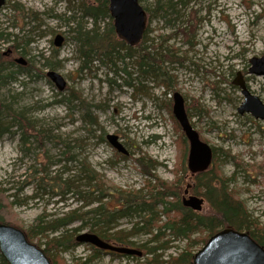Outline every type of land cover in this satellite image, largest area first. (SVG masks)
Instances as JSON below:
<instances>
[{"label": "rangeland", "instance_id": "374dc122", "mask_svg": "<svg viewBox=\"0 0 264 264\" xmlns=\"http://www.w3.org/2000/svg\"><path fill=\"white\" fill-rule=\"evenodd\" d=\"M168 1L174 8L163 18L162 14L157 16L154 12L157 0H141L152 13L148 21L149 38L156 45L163 44L162 54L166 58L176 54L182 59L170 63L165 58L166 71L173 75L174 93H180L187 104L200 106L202 114L192 112L195 129L218 151L222 172L234 179L231 187L237 189L253 218L264 226V121L251 114H239L244 97L240 88L233 84L241 73L248 89L264 104V77L248 73L250 60L264 56V0H190L186 6L180 4L181 0H162V4ZM14 3L38 18L31 26L39 29L28 35L31 43L26 60L45 73L48 71L44 67L45 59L56 64V71L67 81V88L79 91L89 104L97 124L90 126L86 122V110L77 102L58 103L60 92L46 78L36 77L33 71L26 78L19 76L17 81L0 90L1 98L13 103L14 110H26L28 118L60 142L55 144L54 140L46 139L43 149L33 141L25 146L13 127L11 131L16 132L15 135L0 138V189L6 190L8 195L17 194L22 183L29 180L30 184L24 186L18 196L23 201L36 192L32 183L34 168H45L48 177L66 180L75 173L72 172L75 165L85 160L120 189L142 188L145 177L132 160L123 161L117 157L119 152L106 141L108 135L117 136L135 158L154 160L156 175L164 181H173L177 135L168 113L162 108V101L173 98L174 93L166 92L158 81L148 80L144 82L148 96L137 94L134 88L125 85L130 78L126 73L120 71L117 75L111 66L98 61H94L90 71L80 72L77 45L71 41L69 26L65 23L71 9L67 0H7L0 10V28H8V33L22 38L31 28L27 26L22 30L21 23L10 11ZM190 17L196 18V21L191 20L195 25L193 45L188 43ZM15 21L17 26L12 27ZM106 24L103 21L101 26ZM87 27L91 28L89 20ZM186 27L190 30L183 32ZM58 34L67 37L61 48L53 43ZM10 45L3 39L0 50L6 52ZM54 50H58L57 55L53 54ZM118 67L121 69L123 63ZM15 70L13 67L12 71ZM128 70L135 79L137 73L132 67ZM62 93L68 95V91ZM64 144L71 147L75 163L65 160ZM81 206L76 198L67 196L62 203L58 196L48 194L17 207L16 212L27 229L43 212L55 218ZM132 223L130 219L121 220L116 229H130ZM80 225L76 223L73 228ZM134 241L143 244L148 237L139 236ZM35 242L45 249L47 240L44 237ZM173 245L165 257L177 255L184 249L185 242L177 241ZM89 254L86 245H81L73 251L62 252L61 257L66 264H72L74 258ZM138 259H112L105 253L94 264H138L146 260Z\"/></svg>", "mask_w": 264, "mask_h": 264}, {"label": "trees", "instance_id": "16d2710c", "mask_svg": "<svg viewBox=\"0 0 264 264\" xmlns=\"http://www.w3.org/2000/svg\"><path fill=\"white\" fill-rule=\"evenodd\" d=\"M67 1L71 9H69L70 16L65 19V23L69 26L68 33L71 41L77 45V54L81 61L80 72L90 71L94 61H98L103 65L111 66L110 69L117 75L120 71L126 73L130 78L125 85L134 88L137 94L148 96L144 85V82L148 80L158 81L166 92L174 93L173 75L166 71L164 63L166 59L170 63L180 62L182 59L176 54L168 58L162 54L163 44L156 45L149 38V24L142 42L136 47H130L115 33L108 0ZM189 3L190 0L180 1L183 6ZM173 8L174 5L170 1L162 4V0H157L154 12L157 16L162 14L164 18L168 10ZM144 9L149 15V21L152 13L148 7ZM10 11L16 16L17 22L21 23L23 31L25 27L38 22L35 13L27 11L18 3L10 5ZM78 13H80L79 18ZM192 19L196 21L194 17H190L187 21L191 31L188 27L182 30L190 32L188 39L190 45L194 44L192 30L195 25L191 24ZM88 20L91 22V28L87 27ZM103 21L107 22L105 26H101ZM16 26L15 21L12 27ZM7 29L0 28V42L4 39V42L11 44L6 52L0 50V90L13 81H17L19 76L26 78L31 71L36 77H44L51 84L47 74L36 68L31 61L26 60V66H17L14 63V58L26 59L31 43L28 35L39 28L31 26L22 38L8 33ZM65 39L67 41V37ZM149 40L150 45L147 44ZM57 53L58 50L53 51L54 55ZM119 63H123L121 69L118 67ZM13 67H16L15 71H12ZM44 67L48 71L57 69L56 64H53L49 58L45 59ZM130 67L133 72L137 73L135 79L131 78L133 73L129 72ZM66 91L68 95L58 94L61 97L58 103L77 102L86 110V122L90 126L96 125V119L90 113V106L82 98L81 93L69 87ZM185 105L189 120L195 128L192 112L202 114L203 111L200 106L187 104L186 99ZM162 108L168 113L177 135V157L173 181H164L156 175L157 164L154 160L144 157L135 158V154H129V157H126L117 153V157L123 161L132 160L136 164L139 172L145 177L144 185L140 189H120L94 170L86 160L78 162L79 165H75L72 171L75 173L66 180H62L61 177H48L45 168H34L32 183L36 187V192L32 197H26L23 201L18 199L22 188L30 184L29 180L22 183L17 194L8 195L6 190L0 189V222L23 230L29 241L38 247H41V244L35 240L44 237L47 242L43 250L52 264H66L61 253L80 247L81 244L77 242V237L84 230L97 235L111 245L139 250L142 256L107 253L88 245L86 247L90 254L84 258H74L72 264H94L105 253L109 254L112 259L129 257L136 260L146 259L138 264H193L195 253L207 243L210 237L227 227L249 233L253 240L264 247V226L253 218L246 204L241 200L237 189L231 187L234 179L226 177L222 172L218 162V151L212 147L213 162L208 170L201 173L192 172L187 164L188 141L173 116V98L163 100ZM27 116L26 110H14L13 103L7 102L0 96V138L15 135L17 132L20 134L23 145L28 146L33 141L41 149L46 139L54 140L55 144L60 142L55 137H50V134L47 135L46 130L38 127ZM13 127L17 129L16 132L11 131ZM64 145L65 160L75 163L76 158L71 154V147ZM225 156L235 160L229 154ZM65 170L70 169L65 167ZM48 194L58 196L62 203L66 201L67 196L72 199L76 198L82 206L55 218H52L54 215L43 212L26 229L16 208L32 200H40ZM188 196H197L203 201L201 211H195L184 205L183 200ZM125 219L133 221L130 229H116L119 222ZM76 223L81 225L73 228ZM139 236L148 237V241L136 244L134 239ZM177 241L185 242L184 249L177 255L170 254L165 257L166 252L174 248L173 244ZM0 264H8L1 253Z\"/></svg>", "mask_w": 264, "mask_h": 264}, {"label": "water", "instance_id": "95a60500", "mask_svg": "<svg viewBox=\"0 0 264 264\" xmlns=\"http://www.w3.org/2000/svg\"><path fill=\"white\" fill-rule=\"evenodd\" d=\"M5 3L6 0H0V9ZM109 12L118 38L130 47L139 45L147 29V14L140 0H109ZM63 42L62 35H57L54 39V45L58 48L62 47ZM18 62L26 65L23 59ZM250 64V74L264 77V56L251 59ZM47 76L59 92L66 90L67 81L60 73L49 71ZM233 84L241 89L244 97V102L238 109L239 114H251L255 119L264 120V104L250 92L241 73H238ZM173 99V116L189 145L188 166L194 173L204 172L213 161L212 147L201 139L192 126L183 96L177 92ZM107 141L122 155H129L117 136L108 135ZM183 203L195 211H201L203 207V201L197 196L184 198ZM77 242L106 252L142 256L138 250L111 245L89 232L81 233ZM0 253L8 264H52L46 253L31 243L23 230L1 222ZM193 264H264V247L253 240L249 233L227 227L210 237L194 255Z\"/></svg>", "mask_w": 264, "mask_h": 264}, {"label": "bare ground", "instance_id": "6f19581e", "mask_svg": "<svg viewBox=\"0 0 264 264\" xmlns=\"http://www.w3.org/2000/svg\"><path fill=\"white\" fill-rule=\"evenodd\" d=\"M4 52V51H3ZM20 59H23L25 62H26V59H24V58H21V57H17V58H14V63H15V65H17V66H26L25 64H21V63H19L18 62V60H20ZM46 74H47V72H46ZM183 132V131H182ZM189 154V153H188ZM83 245V244H82ZM40 249H42L41 247H39ZM43 250V249H42ZM44 251V250H43Z\"/></svg>", "mask_w": 264, "mask_h": 264}, {"label": "flooded vegetation", "instance_id": "af4514ba", "mask_svg": "<svg viewBox=\"0 0 264 264\" xmlns=\"http://www.w3.org/2000/svg\"><path fill=\"white\" fill-rule=\"evenodd\" d=\"M65 37V36H64ZM66 42V39H64V43ZM263 57V56H262ZM250 69V68H249ZM248 73H249V71H248ZM250 74V73H249ZM250 75H252V74H250ZM253 76H256V75H253ZM256 77H261V76H256ZM240 91H241V89H240ZM251 92V91H250ZM257 120H260V119H257ZM261 121H264V120H261ZM212 165V164H211ZM211 167V166H210ZM209 167V168H210Z\"/></svg>", "mask_w": 264, "mask_h": 264}]
</instances>
